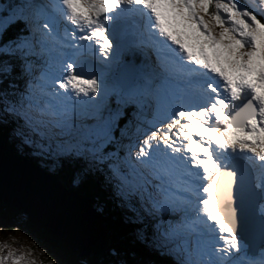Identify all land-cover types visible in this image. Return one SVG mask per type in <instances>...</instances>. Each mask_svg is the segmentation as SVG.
<instances>
[{
    "label": "snow or ice",
    "instance_id": "1",
    "mask_svg": "<svg viewBox=\"0 0 264 264\" xmlns=\"http://www.w3.org/2000/svg\"><path fill=\"white\" fill-rule=\"evenodd\" d=\"M0 140L141 250L63 264H264V0H0Z\"/></svg>",
    "mask_w": 264,
    "mask_h": 264
},
{
    "label": "water",
    "instance_id": "2",
    "mask_svg": "<svg viewBox=\"0 0 264 264\" xmlns=\"http://www.w3.org/2000/svg\"><path fill=\"white\" fill-rule=\"evenodd\" d=\"M1 204L18 212L11 217L12 221L22 218L32 231V227L36 230L32 234L24 226L25 233L35 236L39 229L45 231L47 236L63 240L67 251L74 259L108 258L103 256L107 248L103 234L106 218L93 208L91 198L87 194L82 195L75 189L66 187L58 177L41 170L2 140H0ZM2 206L0 220L4 221L7 211Z\"/></svg>",
    "mask_w": 264,
    "mask_h": 264
},
{
    "label": "trees",
    "instance_id": "3",
    "mask_svg": "<svg viewBox=\"0 0 264 264\" xmlns=\"http://www.w3.org/2000/svg\"><path fill=\"white\" fill-rule=\"evenodd\" d=\"M17 154H19V153H17ZM19 155L23 156L21 154H19ZM33 163L36 164L34 161H33ZM36 165L39 166L38 164H36ZM43 170L47 172L46 169H43ZM53 175H55L56 177H59V179L62 181V183L64 185H66L67 187L75 189L79 194H82V195L87 194L91 198V200L93 201V203H94L93 205L96 207V209L101 214L105 215L106 221L104 222L103 233L105 234V238H106V242H107V248H106V252L103 256H107L108 258H110L109 252L113 248L125 250L126 255L129 259H135L140 254L141 250L138 247L133 246L131 244H127L126 241L121 240V239L117 238L116 236H113L112 234L109 233V231L107 230V226L111 222L112 216L114 214V210L111 209L110 207L104 205L103 201L96 199L95 196L91 193V191L86 186L74 185L73 184V169L71 167H66L62 171H60L56 174H53ZM98 205L104 206V208L101 209L98 207ZM0 206H2V204ZM3 208L6 209L5 211H7V215H6V218L4 220H6L7 222L10 223V221H12V219H13V218L11 219V217L15 216L14 213H18V212L13 211L10 208H6V207H3ZM9 223H7V224H9ZM22 224L27 228V230L30 233L33 234L36 231L34 229V227H32L33 231H34L33 232L29 225H26L25 223H22ZM38 231L39 232L35 235V237L41 242V244L43 246H45V248L47 249V251L50 254H52L54 257L59 258V261L62 262V264H63V262H66L69 260H75L74 257L71 254H69V252L67 251V246L63 240L53 238L49 235L47 236V233L43 230L38 229ZM125 231H128V230H125Z\"/></svg>",
    "mask_w": 264,
    "mask_h": 264
},
{
    "label": "rangeland",
    "instance_id": "4",
    "mask_svg": "<svg viewBox=\"0 0 264 264\" xmlns=\"http://www.w3.org/2000/svg\"><path fill=\"white\" fill-rule=\"evenodd\" d=\"M98 207L104 208L101 205ZM7 223L9 222L6 220H0V244H7L10 248L20 252L27 253L30 250L31 258L35 259L37 264H51L54 256L44 246L46 250H42L40 246L34 243L35 236L24 232V225L22 224L24 220L22 218L13 220L10 222L11 225Z\"/></svg>",
    "mask_w": 264,
    "mask_h": 264
}]
</instances>
